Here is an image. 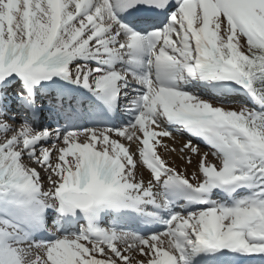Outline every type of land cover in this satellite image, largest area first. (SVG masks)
<instances>
[{
	"label": "snow or ice",
	"instance_id": "6c2138e0",
	"mask_svg": "<svg viewBox=\"0 0 264 264\" xmlns=\"http://www.w3.org/2000/svg\"><path fill=\"white\" fill-rule=\"evenodd\" d=\"M0 264H264V0H0Z\"/></svg>",
	"mask_w": 264,
	"mask_h": 264
},
{
	"label": "rangeland",
	"instance_id": "374dc122",
	"mask_svg": "<svg viewBox=\"0 0 264 264\" xmlns=\"http://www.w3.org/2000/svg\"><path fill=\"white\" fill-rule=\"evenodd\" d=\"M223 106L225 107H232V108H235V107H238V103L236 102H232V103H227V104H224ZM174 135H176V142L178 143V145H174L176 148H179L185 141V138L184 137H181L179 136L178 134H176L174 132ZM201 150H205L203 146H201Z\"/></svg>",
	"mask_w": 264,
	"mask_h": 264
},
{
	"label": "bare ground",
	"instance_id": "6f19581e",
	"mask_svg": "<svg viewBox=\"0 0 264 264\" xmlns=\"http://www.w3.org/2000/svg\"><path fill=\"white\" fill-rule=\"evenodd\" d=\"M169 143L171 144L172 142L171 141H169ZM174 145H178V143L177 142H175V144Z\"/></svg>",
	"mask_w": 264,
	"mask_h": 264
}]
</instances>
